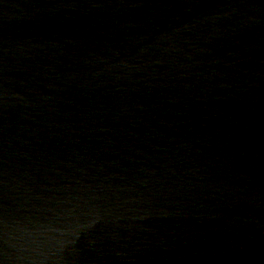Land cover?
<instances>
[{"label":"water","instance_id":"water-1","mask_svg":"<svg viewBox=\"0 0 264 264\" xmlns=\"http://www.w3.org/2000/svg\"><path fill=\"white\" fill-rule=\"evenodd\" d=\"M0 264H264V0H0Z\"/></svg>","mask_w":264,"mask_h":264}]
</instances>
